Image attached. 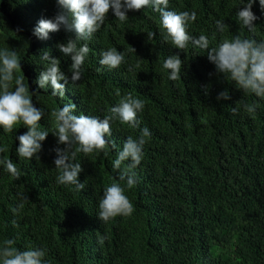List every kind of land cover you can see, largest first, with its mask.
Here are the masks:
<instances>
[{
  "label": "trees",
  "instance_id": "obj_1",
  "mask_svg": "<svg viewBox=\"0 0 264 264\" xmlns=\"http://www.w3.org/2000/svg\"><path fill=\"white\" fill-rule=\"evenodd\" d=\"M241 2L169 0V9L196 11L188 33L208 36L209 47L236 35L264 40L259 0L252 6L257 17L254 33L237 22ZM58 11L55 0H0V49L16 51L22 67L17 75L24 77L34 105L44 112L40 130L49 132L36 154L39 159L28 160L15 151L16 137L27 128L18 124L12 133L0 129V146L8 147L0 159L12 160L21 171L16 180L0 166V242L13 239L21 251L29 246L43 248L46 264H264V99L245 95L227 81L216 72L207 51L191 41L186 52L163 42L157 24L160 14L151 7L129 11L123 23L110 10L91 40L77 41L78 46L87 43L90 52L80 81L72 84V61L57 44L74 34L63 28L47 40L32 34L39 19H52ZM217 20L226 25L223 34L216 29ZM108 48L125 55L126 62L118 69L98 63L100 53ZM44 52L60 60L69 78L63 98L52 96L50 86L45 90L34 83L47 65L41 59ZM176 54L183 61L181 78L172 81L162 65ZM137 63L140 67L129 72L128 67ZM225 89L230 99L218 101L217 95ZM129 93L145 102L143 112L137 114L139 127L112 120V134L106 137L108 155L85 157L78 152L73 161L81 163L78 180L85 188L76 191L74 185H58L54 148L64 145H57L52 133L51 110L74 103L73 114L103 119ZM246 103L258 105L253 116L243 111ZM145 127L151 135L140 165L130 173L135 185L125 191L134 211L102 223L97 212L103 189L113 182L126 183L119 181L112 161L126 138L138 139ZM23 197L27 198L24 208L14 216L11 209ZM98 234L107 237L103 247Z\"/></svg>",
  "mask_w": 264,
  "mask_h": 264
},
{
  "label": "clouds",
  "instance_id": "obj_2",
  "mask_svg": "<svg viewBox=\"0 0 264 264\" xmlns=\"http://www.w3.org/2000/svg\"><path fill=\"white\" fill-rule=\"evenodd\" d=\"M59 11L52 19L41 18L32 30V34L39 40L49 39V34L58 32L61 28L64 31L73 33L74 38H69L66 43H58L57 48L65 57H70L71 83L76 84L82 77V66L85 58L90 52L87 43L78 46L77 41H89L94 33L103 26L109 11L121 23L128 20L129 11H140L151 7L159 12L160 19L157 22L163 42L173 48L186 52L188 44L191 43L207 51L208 60L215 65L216 72L223 74L227 81L234 82L238 89L243 90L245 95L254 94L264 99V40L259 42L255 39L242 38L236 35L231 39L222 38L215 46L209 47L208 36L200 34L191 36L188 33V26L197 19L196 11L176 12L169 9V0H55ZM255 0H242L244 6L236 11L237 22L241 28L249 32L256 31L253 23L257 17L252 11ZM259 6L264 12V0H259ZM216 29L223 34L226 25L223 20H217ZM154 36L155 33H148ZM216 33H213L215 39ZM135 51V49L133 48ZM42 60L47 65L39 72L34 81L38 88L45 89L50 86L52 96L63 98L65 86L69 83L68 76L61 70L60 60L51 57L44 52ZM125 55L116 48H108L100 53L98 63L109 70L118 69L125 63ZM183 61L179 54L170 55L163 62V69L169 71L168 78L172 81L181 78V67ZM133 67L129 66L128 71L132 72ZM21 61L16 51H9L7 48L0 49V129L4 133H12L19 124L27 128V131L20 134L16 139L19 141L15 149L21 159L31 160L34 156L39 159L38 154L42 149L41 142L48 136V131L40 130V121L44 117L41 108L34 105L29 94V84H25L24 77L17 75L21 70ZM64 81V83H61ZM207 95V88L204 89ZM34 93V92H33ZM119 96V92H117ZM216 99H230L227 89L221 91ZM256 104H243V111L253 116ZM145 102L134 98L131 93L121 98L117 105L110 109L111 115L103 119L85 114L75 115L74 103L64 104L59 109H52L50 117L53 123V135L57 137L55 147L56 158L55 168L59 170L56 176V183L62 186H75L76 191H82L85 184L79 182L78 176L81 173V163H74L76 154L82 152L85 157L93 153L108 155L109 141L107 136L112 134L111 121H119L131 128L139 127L137 114L143 112ZM240 105L232 109L236 113ZM150 130L145 127L141 130L138 139L128 136L123 144L122 150L112 161V167L119 171V181H126L122 186L119 182H113L103 189V194L98 200V218L102 223L107 224L118 216L127 217L134 211V206L125 194L126 189L131 190L135 185L132 170L138 167L143 157V146L150 137ZM111 147L115 148V144ZM8 151L7 145L0 146V153ZM129 161L123 168L122 164ZM0 166L14 179L21 177V171L10 159H0ZM23 197L21 203L11 209L13 215H19L24 208ZM15 223V221H13ZM106 236L98 234V244L103 247ZM13 239H4L0 242V264H46L44 257L46 250L29 246L26 250H19L14 247Z\"/></svg>",
  "mask_w": 264,
  "mask_h": 264
}]
</instances>
